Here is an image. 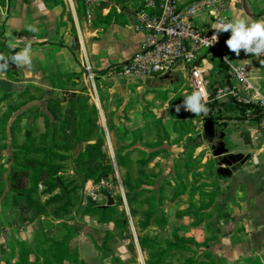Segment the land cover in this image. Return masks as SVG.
Wrapping results in <instances>:
<instances>
[{"label":"crops","instance_id":"0c3cea01","mask_svg":"<svg viewBox=\"0 0 264 264\" xmlns=\"http://www.w3.org/2000/svg\"><path fill=\"white\" fill-rule=\"evenodd\" d=\"M176 1L185 5L192 0ZM139 8V0H99L84 8L78 6L77 0H6L5 5L0 6V41L16 50L7 51L13 62L8 67L9 76L0 71V99L5 94L14 95L0 101V120L8 106L13 110L6 124L7 138L0 128V167L7 169L12 157L10 125L20 131L16 133L19 143L24 140L22 133L26 128L34 126L38 134H43L45 125L39 114L45 107V96L60 93L65 81L71 78L83 83L92 96L90 103L98 111L97 121L105 132V150L112 161H115L116 150L124 155L123 165L117 167L114 162L117 185H114L111 199L112 204L118 196L122 200L119 211L125 212L128 221L125 230L134 247L133 253L126 246L124 252L127 255H119L120 250L111 245V241L123 230L114 223H100L95 216L86 214L71 217L69 221L51 220L53 225L61 223L73 228L69 246L78 253L81 261L107 264L106 259L114 257V264H130L132 259L137 260L139 253L145 257L143 264H146L149 253L140 248L138 238H154L157 233L170 229V238L176 234L198 243L200 235L205 237V250L212 254L217 264H264V131L258 128L257 122L246 123L234 118L235 111L224 114L231 119L223 130L215 126L217 135L223 134L222 139L216 140L225 145L230 142L229 152L249 155V159L230 178L218 175L216 168L217 195L210 206L197 210L200 205L208 204L200 194L210 193L212 189L202 185L204 181L195 182L202 169H195L194 161H191L196 159L198 164H204L205 157L201 158L200 153L205 146L201 144L200 135H203V117L207 115L201 114L195 120L174 117L171 112L172 103L177 102L172 100L173 89L178 93L177 98L182 99L187 94L188 69L178 67L167 78H131L120 73L122 66L140 52L145 38L144 32L137 28L135 14ZM220 18L229 22L243 18L249 24L264 19V0H227V8ZM218 19L203 12L196 15L192 23L217 34ZM217 35L224 42L229 61L235 65L247 64L250 82L264 95V56L246 55L243 49L236 56L226 44L230 32ZM25 48L30 50L31 66L13 60ZM199 62L207 65L212 73L213 66L205 52L200 55ZM87 65L94 75L93 84L85 71ZM219 81L223 79L219 78ZM93 89L97 98L92 95ZM23 92L25 95L16 99L15 94ZM106 93L114 100L107 101ZM133 95L135 98L131 100ZM108 124L119 133L109 132ZM245 130L250 132L253 148L242 144L239 133ZM120 133L126 135L123 141H119ZM127 179L132 185L137 180L142 181L139 190H145L143 195L133 197L130 202L122 183ZM92 185L89 181L85 186ZM152 196L160 198L159 209L166 219L163 229L152 222L145 228L141 226L142 214L148 209L147 199ZM44 199L46 197L42 201ZM189 206L194 208L193 213L179 217L178 214ZM205 211L208 212L205 214ZM198 215L202 216L201 224H196ZM37 222H21L16 213H7L3 220L6 230L0 231V235L11 234L16 240L30 245L32 227H36ZM78 224H83V229L91 227L89 229L95 234H79ZM150 229L155 232L150 233ZM84 239H88L94 249L93 258L84 257ZM190 247L195 249L193 245Z\"/></svg>","mask_w":264,"mask_h":264},{"label":"trees","instance_id":"16d2710c","mask_svg":"<svg viewBox=\"0 0 264 264\" xmlns=\"http://www.w3.org/2000/svg\"><path fill=\"white\" fill-rule=\"evenodd\" d=\"M84 2L85 0H77L78 6L83 8L85 7ZM5 3L6 0H0V6H4ZM7 51L16 50L6 47L0 41V57L3 58L0 61L3 64L6 63L4 58L9 56ZM205 57L212 64L213 71L210 74L208 90L211 96L206 104L210 111L207 117H203V120H212L215 126L223 130L227 121L231 119L227 115L224 116L226 112L235 111L234 118L245 122L246 110L253 108L254 111L249 121L258 122L264 114V109L242 105L229 96L215 97L217 90L227 91L230 87L227 66L214 52H205ZM8 61V64L13 63L11 58H8ZM4 71L9 76L10 71L7 68ZM219 78L223 81H219ZM74 87V81L68 78L60 95L56 93L45 96V107L39 114L44 120L45 132L43 134H38L34 126L26 128L22 133L24 140L19 143L16 133L20 131L13 124L9 127L12 157L8 160L7 169L0 167V222L3 224L6 214L10 212L16 213L21 222L35 220L38 222L34 231V243L29 245L16 240L13 236L8 240L5 246L8 253L4 264H86L69 246V241L73 238V228L61 223L55 226L50 222L51 220L69 221L77 205L79 206L77 214L80 216L86 214L95 216L100 223H114L124 231L128 227L125 212L119 211V206L122 204L119 196L111 205L108 204V200L93 202L89 199L87 205L80 206L82 205L80 191L87 182L91 181L96 184L101 179H106L117 185L114 162L117 167L123 165L124 155L122 156L116 150L115 161H112L105 150V132L98 124V111L95 105L90 103V97L84 88L74 90ZM40 93L43 91L40 90ZM24 95L25 92L15 94V97L21 99ZM13 96V94H5L0 101ZM12 113L13 110L8 106L3 120H0L4 138L8 137L6 124ZM107 129L115 134L118 132L109 124ZM125 136V133H120L119 141H123ZM68 168L72 174L64 177ZM122 183L126 189L125 196L128 202L145 192L144 189L139 190L142 184L140 180H137L135 185H132L129 179ZM39 184L42 186L41 190H39ZM216 195L217 190L214 193L202 192L200 197L207 199L208 204L200 205L197 210L210 206ZM43 197L47 198L42 201ZM146 203L148 209L142 214L141 226L145 228L152 222L163 229L166 219L159 209L160 198L149 197ZM192 209L194 208L189 206L178 216L191 215ZM202 221V216L198 215L196 224H201ZM53 226L60 230L59 236L49 235L48 230ZM138 244L142 250L148 251L149 258L152 259L146 264H163L166 257L172 256L175 251L192 254L190 258L185 259L183 264H214L215 262L212 254L205 250L207 247L205 243L199 245L191 238L178 237L176 234H173L171 241L167 240L164 243L156 237H139ZM190 245H193L195 249ZM129 248L133 253L132 243ZM198 249L201 252L198 253ZM30 255L40 258L41 261L30 262ZM130 264H136V261L132 259Z\"/></svg>","mask_w":264,"mask_h":264},{"label":"built area","instance_id":"2783aa9c","mask_svg":"<svg viewBox=\"0 0 264 264\" xmlns=\"http://www.w3.org/2000/svg\"><path fill=\"white\" fill-rule=\"evenodd\" d=\"M99 0H85L91 7ZM140 8L136 12L137 28L144 32L145 38L140 52L136 53L121 68V75L127 77L151 78L169 74L178 67L188 69V83L191 92L204 90L208 103L210 69L199 62L202 53L214 52L227 66L230 87L227 91L217 90L216 98L231 97L236 102L251 107L264 109V95L253 86L247 73V64L235 65L225 59L223 40L218 36L214 43L213 32L196 27L192 19L203 12L220 18L227 8V0H192L180 5L176 0H139ZM85 71L88 80L93 84V72L87 65ZM94 88V87H93ZM93 94L97 98L96 94ZM206 103V104H207ZM253 108L246 110V123ZM190 114V111H186ZM258 128L264 131V114L257 122ZM41 185L39 184V189ZM85 195L93 202H106L114 192V185L101 179L98 183L85 188Z\"/></svg>","mask_w":264,"mask_h":264},{"label":"rangeland","instance_id":"374dc122","mask_svg":"<svg viewBox=\"0 0 264 264\" xmlns=\"http://www.w3.org/2000/svg\"><path fill=\"white\" fill-rule=\"evenodd\" d=\"M0 29H1V25H0ZM8 58H11V56L9 55L7 58H4V61L6 60L7 69L9 70L8 67L11 66L12 64H8L9 63ZM2 64H3V62L0 61V65H2ZM0 71H4V70H0ZM209 80H210V74H209ZM74 84H75V90H82L84 88L85 91H86V94L90 97V94L88 93L87 88L85 87V85L83 83H80L78 81V82H74ZM185 89L187 90V94L190 95L191 94V90L189 89V87H185ZM173 92L175 93V95L172 97V100H177V102L176 103H172V111H171L172 112V116H174V117L176 116L178 118L179 117L193 118L195 120H198L200 115L195 116L194 114H190V113L186 112L183 109V107L181 108L180 112L177 113L175 111V107H173V105L174 104H176V105L182 104L184 98H182V99L179 98V97L177 98L178 93L176 92L175 89H173ZM58 94L60 95L61 93H58ZM106 94H107L106 100L108 101L110 99V95L108 96V93H106ZM92 95H93V93H92ZM91 97H90V101H92ZM134 98L135 97L133 95L131 100H134ZM110 100H114V98H112ZM194 132L195 133H199V131H196V130H194ZM200 139H201V144L205 146L204 151H201V153H200V157L201 158L205 157V161H204V164H198L199 162L196 161V159H194V160L191 159V161H194L193 167L195 169H199V168L202 169L201 173H198L200 178L199 179H194L193 178V179L195 180V182L204 181V182H202V185H204L206 187L207 186H211L212 189H211L210 193H214L218 189V187L216 186V184L218 183V175H216V172H215V170H216V168L218 166L217 165V159H215L213 157L212 151H211V147H209L210 145L204 140V137H203L202 133L200 135ZM225 143H226L225 147L227 149L231 148L230 142H225ZM69 171H70V168H68V170L64 173V177H67V176L71 175L69 173ZM185 180H186L187 183H189V180H188L187 177H185ZM108 181H110V180H108ZM85 188H86V186H84V188L80 191V196L82 198V205H80V206H84V205H87L89 203V199L85 195V191H84ZM78 207L79 206L77 205V207L75 208V210L73 212L74 216L72 214L73 217H76V215H78L77 214V210L79 209ZM206 212H208V211H205V214H206ZM5 227H6L5 224L0 225V231H2V230L5 231L6 230V229H4ZM32 228H33V230H32L31 233H32V236L34 237V231H35L36 227L33 226ZM76 228L80 231L79 234L84 233V232L87 233V234L93 233L92 235L95 234L93 231H91V229H89L91 227H89L88 229H83V224L82 225L78 224V226ZM48 231H49V235H53V236H59L61 234L60 230L58 228L54 227V226ZM149 231H150V233H154L155 232L152 229H150ZM29 232H30V229H29ZM170 232H171L170 229H168L164 233H157L156 238H158L159 240H162V241H167L169 239H172V238H170V236H171ZM12 236L13 235H11V234H6V235L2 234V235H0V264H4L5 261H6V256H7L8 251H7L5 246H6L7 242H8V240L11 239ZM96 237H98V236H96ZM204 240H205V237L200 235V237L198 238V244L199 245L204 244L205 243ZM83 242L86 245V248H85V251H84V257L90 258V256H92V258H93L95 253H94V249H93L91 243L88 241V239L87 240L84 239ZM130 242H131V240L129 238L128 231L127 230H125V231L123 230V231H120L118 235H116V240L111 241V245L115 246L117 250H120L119 255H123V254L127 255V253L125 254L124 251H126L127 247L130 246ZM30 243L31 244L34 243L33 240H31ZM199 252H201V250L198 249V253ZM191 256H192V254L189 253V252L176 251L172 256H170L167 259V262L165 264H183V262H185V259H188ZM136 258H137V260H136L137 264H143V261L145 260V257L142 254L138 253V255H136ZM36 260L41 261L40 258H37L34 255H30V257H29V261L30 262H34V263L38 262ZM148 260L151 261L152 259L149 258ZM105 262H107V264H114V257L107 258ZM214 264H217V263L214 262Z\"/></svg>","mask_w":264,"mask_h":264},{"label":"clouds","instance_id":"9594fccd","mask_svg":"<svg viewBox=\"0 0 264 264\" xmlns=\"http://www.w3.org/2000/svg\"><path fill=\"white\" fill-rule=\"evenodd\" d=\"M230 32L229 38L226 40L228 49L240 55V50L243 49L246 55L256 57L264 56V19L254 20L250 24L243 18H236L232 21H227L226 18H219L217 22L216 33ZM214 34L211 39L215 43L218 40V35ZM29 49L25 48L22 53L13 57V60L20 64L31 66L29 58ZM228 57L225 56V59ZM0 59H3L0 57ZM7 64L0 65V70H6ZM204 90L193 91L190 95L184 96L183 102L176 105L175 111L180 112L181 108L185 111H190L195 116L207 113L210 109L206 106Z\"/></svg>","mask_w":264,"mask_h":264},{"label":"water","instance_id":"95a60500","mask_svg":"<svg viewBox=\"0 0 264 264\" xmlns=\"http://www.w3.org/2000/svg\"><path fill=\"white\" fill-rule=\"evenodd\" d=\"M168 74H165L163 78H167ZM203 136L204 140L210 145L212 155L217 159V173L226 178H230L233 173L237 172L240 167L246 163L249 159V155L242 153H231L225 146L224 142H219L218 146H213L214 141L219 138H223V134L217 135L215 125L212 120H206L203 124ZM239 137L242 140L244 146L253 148L251 135L248 130L239 133ZM108 204H112L111 197H108Z\"/></svg>","mask_w":264,"mask_h":264},{"label":"flooded vegetation","instance_id":"af4514ba","mask_svg":"<svg viewBox=\"0 0 264 264\" xmlns=\"http://www.w3.org/2000/svg\"><path fill=\"white\" fill-rule=\"evenodd\" d=\"M219 140H216V142H215V144H213V146L215 147V146H218V144H219Z\"/></svg>","mask_w":264,"mask_h":264}]
</instances>
